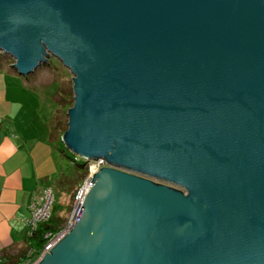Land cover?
<instances>
[{
    "label": "water",
    "instance_id": "water-1",
    "mask_svg": "<svg viewBox=\"0 0 264 264\" xmlns=\"http://www.w3.org/2000/svg\"><path fill=\"white\" fill-rule=\"evenodd\" d=\"M0 54L71 74L107 165L39 264H264V0H0Z\"/></svg>",
    "mask_w": 264,
    "mask_h": 264
},
{
    "label": "crops",
    "instance_id": "crops-1",
    "mask_svg": "<svg viewBox=\"0 0 264 264\" xmlns=\"http://www.w3.org/2000/svg\"><path fill=\"white\" fill-rule=\"evenodd\" d=\"M23 86L15 72L0 68V259L7 264L23 258L29 204L50 178L39 162H45L49 155L47 133H39L33 118L26 123L22 120L30 107L26 98L17 96ZM25 102H29L26 107Z\"/></svg>",
    "mask_w": 264,
    "mask_h": 264
},
{
    "label": "rangeland",
    "instance_id": "rangeland-1",
    "mask_svg": "<svg viewBox=\"0 0 264 264\" xmlns=\"http://www.w3.org/2000/svg\"><path fill=\"white\" fill-rule=\"evenodd\" d=\"M12 64L13 61L8 56L0 54L1 69L6 70L7 72H15L11 68ZM17 78L24 85L22 91H20L17 96L26 98L30 102L27 116L25 112L22 115L23 123L29 122L30 119L33 118V126L36 127L37 130L39 129V133L43 136L45 133H48L47 129H49L50 133H57L52 128L56 121L63 122L65 119L67 120V112L65 108L54 101V98L58 96L57 93L60 90H69L71 88V74L57 60L49 57L47 64L41 65L37 71L29 75L27 78L18 75ZM19 97L15 96L16 99H19ZM29 102H25L24 106L26 107ZM43 136H38V139H43ZM45 145L48 147L49 155L45 162H42L41 160L39 161L41 163L40 166L42 168L45 167L50 173L48 181L57 195V205L58 210L60 211V216L63 217L66 222L72 211L75 196L73 198L71 194L68 195L63 191L60 192L55 181L58 179L57 176L59 173L60 175H64L66 169L70 165V161L61 153V146H59L55 140H46ZM64 150L70 157L74 158L68 150L65 148ZM149 180L155 184L180 190L173 185L161 181L153 179Z\"/></svg>",
    "mask_w": 264,
    "mask_h": 264
},
{
    "label": "built area",
    "instance_id": "built-area-1",
    "mask_svg": "<svg viewBox=\"0 0 264 264\" xmlns=\"http://www.w3.org/2000/svg\"><path fill=\"white\" fill-rule=\"evenodd\" d=\"M78 159V158H77ZM79 160V159H78ZM87 174L82 183L78 186L75 194L73 208L67 221L61 226L56 234L47 233L43 239L45 244L39 250L33 247L32 241L39 225L50 220L51 210L54 204V193L50 187H44L40 195L34 197L29 204V218L24 222V236L26 252L22 259L15 264H39L46 254L60 242V240L69 232L75 223L83 200L92 186L93 176L102 168L107 167L103 160H97L86 165ZM0 264H7L0 259Z\"/></svg>",
    "mask_w": 264,
    "mask_h": 264
},
{
    "label": "trees",
    "instance_id": "trees-1",
    "mask_svg": "<svg viewBox=\"0 0 264 264\" xmlns=\"http://www.w3.org/2000/svg\"><path fill=\"white\" fill-rule=\"evenodd\" d=\"M58 93H57L58 96L54 98L55 99L54 101L57 104L61 105L63 108H65L67 112V110H69L73 105V100H72L73 94L71 88L69 90L66 89L60 90ZM66 122H67L66 119L63 122H58V121L55 122V125L52 129L57 133L54 134L50 133L49 129H47L48 133L46 140H53V141L55 140L57 144L61 146V153L70 161V165L66 169L64 175L63 174L60 175L59 173V175L57 176L58 179L55 181V184L60 189V192L63 191L68 195L71 194V196L74 198L78 186L82 183V181L86 177L87 169L82 161L76 159L75 157L74 158L70 157L63 148L60 139L63 133L67 130ZM46 187H50L52 189L50 184H47ZM52 191L54 193L55 200L51 210L50 220L38 226L32 241L33 247L36 250L41 249L45 244V240L43 239L45 234L47 233L56 234L65 222L64 218L60 216V211L58 210L57 197H56L57 195L55 194L53 189ZM25 252H26V246H25Z\"/></svg>",
    "mask_w": 264,
    "mask_h": 264
}]
</instances>
